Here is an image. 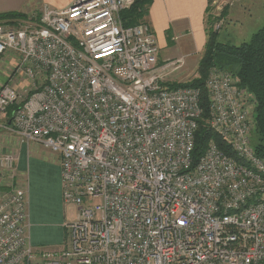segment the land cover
Returning a JSON list of instances; mask_svg holds the SVG:
<instances>
[{"label":"built area","instance_id":"1","mask_svg":"<svg viewBox=\"0 0 264 264\" xmlns=\"http://www.w3.org/2000/svg\"><path fill=\"white\" fill-rule=\"evenodd\" d=\"M134 0H75L0 20V129L59 156L62 197L79 206L61 248L29 240L26 181L0 193V264H264V159L254 100L228 71L205 78L209 141L193 159L200 90L171 87ZM10 109V114L7 112ZM15 154L0 155L13 177Z\"/></svg>","mask_w":264,"mask_h":264},{"label":"crops","instance_id":"2","mask_svg":"<svg viewBox=\"0 0 264 264\" xmlns=\"http://www.w3.org/2000/svg\"><path fill=\"white\" fill-rule=\"evenodd\" d=\"M74 1L0 0V14L15 12L26 16L37 12L42 4L63 9ZM207 4V0H152L146 19L156 35L160 67L178 60L182 63L186 56L204 50ZM16 61V55L11 52L2 56L0 86L9 79ZM165 69L172 71L170 68ZM5 153L15 154L16 172L13 177L0 172V193L26 181L30 243L37 250L42 246L60 247L63 243L64 223L59 224L61 204L58 155L36 142L20 141L16 134L0 129V155ZM44 218L51 222L46 224Z\"/></svg>","mask_w":264,"mask_h":264},{"label":"trees","instance_id":"3","mask_svg":"<svg viewBox=\"0 0 264 264\" xmlns=\"http://www.w3.org/2000/svg\"><path fill=\"white\" fill-rule=\"evenodd\" d=\"M212 1L207 0L206 39L198 66L200 78L188 83L173 82L169 84L171 87L192 86L200 90L202 113L197 121L198 125L194 134L193 159L196 161L211 140L226 154L234 155L231 147L210 128L208 123L209 101L204 83L206 72L212 66L229 71L237 78L240 87L250 91L255 104L251 144L256 155L264 159V24L253 32L247 41L240 44L219 41V32L213 29V24L219 20V17H213L210 13ZM151 2L152 0H134L130 8L122 13L125 23L127 25L134 24L145 19ZM21 16H23L21 13L7 12L0 14V20ZM7 114H10V109Z\"/></svg>","mask_w":264,"mask_h":264},{"label":"rangeland","instance_id":"4","mask_svg":"<svg viewBox=\"0 0 264 264\" xmlns=\"http://www.w3.org/2000/svg\"><path fill=\"white\" fill-rule=\"evenodd\" d=\"M210 13L213 15V17H219V20H217L213 24V29H216L219 32L218 40L237 45L244 41H247L250 38L251 34L264 24V0H213L211 3ZM222 13L223 15L221 16ZM164 52L165 50H163V53ZM202 54H203V50L186 56L183 59L182 64L176 70L170 68L172 71L167 72L168 74L167 76H165V79H167L171 83L173 82L188 83L191 82L192 80L200 78L198 73V66ZM161 56H162V52H161ZM211 68H213V66L207 70L206 77L208 76ZM236 84L238 87H240L238 85L237 78H236ZM248 92L250 93V91ZM59 168H60V163H59ZM59 182H60V204H61L59 224L61 223L65 224L70 220H74L75 215L79 210V206L75 204L64 203L62 197V182L60 176H59ZM54 190L55 189L51 190V193H53ZM53 212H54V208H53ZM43 221L46 222V224L51 222L47 218H44ZM30 226H31V221H30ZM64 239H65V230L63 228V236L61 241L64 242ZM62 245L63 243L61 244V246ZM61 246L51 247V248H48L50 246H42L41 249H54V248L56 249V248H61Z\"/></svg>","mask_w":264,"mask_h":264}]
</instances>
